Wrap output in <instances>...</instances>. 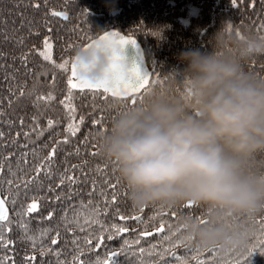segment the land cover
<instances>
[{"label":"trees","instance_id":"trees-1","mask_svg":"<svg viewBox=\"0 0 264 264\" xmlns=\"http://www.w3.org/2000/svg\"><path fill=\"white\" fill-rule=\"evenodd\" d=\"M36 3L40 4L39 8L33 6ZM53 10H64L68 18L65 20L51 15ZM85 12L88 13L87 16ZM262 24L264 0H255L254 7L253 0H238V3H233L232 0H47L46 3L45 0H0V132L3 133V138H0V164L4 167V172L0 175V192L8 196L10 219L5 227H10L11 231L5 232V239L12 242L7 248L0 247V256L11 257L9 264H58L55 255H41L42 250L50 248L53 252L60 251L59 260L68 264L77 257L95 264L97 257L106 259L108 251L118 250L125 239L134 241L139 238V232L159 226V218L150 222L147 227L140 221L119 219L121 215H141L147 222L159 210L157 206H160H144L143 213L141 208L133 207L128 199V190L117 174L115 162L105 159L101 153L100 138L105 132L94 126L92 120L103 114L107 118L104 125L108 131L114 120L113 116L116 118L123 111L119 99H93L87 90L83 94L76 90L71 101L75 105V117L78 121L83 116L85 122L76 136H69L68 143L57 145V141H62L69 135L66 132L70 122L69 114L61 101L67 96L66 80L70 73L56 68L39 55L37 50H43L45 37H50L53 43V60L61 63L63 59L74 57L76 50L88 37L103 30L115 29L130 33L143 49L146 62L153 73L152 79L155 81L158 74L163 80L162 84L154 83L151 86V93L167 90L176 94L181 91L179 73L184 68V64L177 59L179 52L188 49L211 51V38L223 27L228 31V27L232 26L230 33L235 35L237 31L240 34L247 31L264 34ZM21 57H26V60ZM246 67L264 76V55L252 57ZM21 90L24 92L23 96ZM49 94L54 99H40ZM149 95L144 96V101ZM139 103L138 99L137 104ZM49 120L53 122L51 126ZM85 137H88V144L82 143ZM92 145L97 147L93 148ZM54 146L56 152L52 158L50 174L45 163L39 179L25 186V181L36 176L37 166ZM77 147L80 149L79 155L75 154ZM91 151H98L99 155H90ZM72 165L83 167L73 169ZM97 165H107V175L111 182L115 183L119 179L118 191L124 193L127 190V195L121 194L115 204H106L104 197L100 195L104 191L108 200H111V191L104 183L105 176L95 170ZM62 175L78 177L79 182L73 184L65 179V183L60 185ZM9 179L13 181L12 185L6 183ZM93 180L96 181V190L89 196ZM34 199L39 205L38 210L25 214V209ZM13 200L15 204L12 203ZM89 200L92 201L91 204L88 203ZM97 206L101 212L99 219L106 229L104 231L98 224H85L86 220L95 216ZM105 209L106 215L103 214ZM203 210L206 213L204 207ZM49 213L52 214L51 219H48ZM65 213L67 220L72 222L69 226L74 231L65 229L61 220ZM184 214L190 215L184 211L178 216ZM177 217H164L173 230L179 229L176 227ZM262 217L264 213L249 221L251 235L248 242L255 243L261 237V229L264 228V224H261ZM77 220L84 226V231L76 227ZM21 224L27 226L29 235L38 236L46 229L51 231L42 239L38 236L34 248L32 242L25 237ZM112 224L128 228L129 231L116 236L111 229ZM57 233L58 243L53 245L51 240L57 238ZM169 234L166 226L163 234L154 233L145 237L139 245L133 242L129 244L133 250L140 247L147 250L155 244L159 251L169 246L170 242L163 239ZM101 235L104 237L102 242L97 239ZM108 235H113L114 240L109 241ZM85 238L92 241L90 246L85 244ZM74 240H79V244H74ZM97 244L101 245L98 249ZM191 244L199 248L201 259L209 258L208 249L192 242ZM90 247L95 251L90 253ZM244 250L245 247L231 251L215 249V256L221 264H225ZM81 252L85 255L80 256ZM176 253L186 259L187 264H196L191 258L195 253L186 247L181 246L176 249ZM33 255L34 262L25 260V257ZM118 260L119 264H130L129 260H135V257L121 255ZM250 264H264V255L259 251L254 252L250 257Z\"/></svg>","mask_w":264,"mask_h":264},{"label":"clouds","instance_id":"clouds-1","mask_svg":"<svg viewBox=\"0 0 264 264\" xmlns=\"http://www.w3.org/2000/svg\"><path fill=\"white\" fill-rule=\"evenodd\" d=\"M211 43V51L179 52L181 91H153L119 112L100 150L115 162L133 207L192 201L206 209V223L188 214L176 220L192 243L242 250L249 221L264 213V76L246 67L264 55V34L223 27ZM75 57L81 74L98 80L111 53L80 48Z\"/></svg>","mask_w":264,"mask_h":264},{"label":"snow or ice","instance_id":"snow-or-ice-1","mask_svg":"<svg viewBox=\"0 0 264 264\" xmlns=\"http://www.w3.org/2000/svg\"><path fill=\"white\" fill-rule=\"evenodd\" d=\"M47 0H45V3ZM233 3H238V0H232ZM36 8L40 7L39 3H36L33 5ZM255 6V0H253V7ZM51 15L57 16V17H63L65 20L68 18L67 14L61 11H55L53 10L51 12ZM88 13L85 12V16H87ZM264 27V24L261 25ZM229 32L232 31V26H229L227 29ZM51 31V29H49ZM237 35L239 36L240 33L237 31ZM87 43L83 44L80 48L88 49V48H106L111 53L110 58V64L108 69L106 70L103 78L98 80H91L86 78L81 74V66L78 64V58L77 57H70L63 59L61 63H56L55 60H53L52 57V48L53 43L51 42L50 37H45L43 40V50H37L39 52V55L43 58L44 61L51 62L56 68L62 70L65 73H70L67 75L66 80V86H67V96L65 97V100L61 101V103H64L68 114H69V123L66 128V132L69 135H66L62 141H57V145L59 143H68L69 142V136H76V134L80 131L81 125L84 124L85 118L83 116L79 117V120L77 121L75 117V105L71 102L74 98V93L76 90H79L80 93H84L85 90L92 95L93 99H96L97 97H103L104 99H108L109 97L119 99L121 103V108L123 110L128 109L129 107L135 106L137 104V100L141 103L144 101V96L151 94V86L154 83H163V80L159 77L158 74H156L155 81L152 79L153 73H150L148 69H146L143 66L142 56L137 53L138 58L133 60H128L124 54V48L125 46L131 44L132 46L136 47V40L131 36H124L121 35L119 32H104L102 35L97 36L96 38L88 37ZM70 48L73 46H69ZM21 59L26 60V57H21ZM179 90V88L177 89ZM24 95L23 90H21V96ZM40 99H47L52 100L54 99V96L49 94L48 97H40ZM107 118L101 114L98 119H93L92 124L94 126H97L98 128H101L103 132H107V127L104 125V121ZM113 119L115 117L113 116ZM23 123V121H21ZM49 126L52 125V121L49 120ZM19 135V134H17ZM25 135H28V133H25ZM0 138H3V133L0 132ZM84 144H88L89 140L88 137H85V140L82 142ZM93 148H96V145H92ZM56 152V147L54 146L52 151L49 153L47 157L44 158L43 161L37 166L36 168V176L32 177L31 179L25 181V186H27L29 183H31L33 180L39 179L40 171L44 168L45 163H47L48 167V174H50V168H51V162L52 158ZM80 149L79 147L76 148L75 154L79 155ZM90 155L96 156L99 155L98 151H91L89 152ZM26 155V154H25ZM27 161L25 160V163ZM85 164L87 161L84 162ZM114 163V162H113ZM83 165H72L73 169H82ZM96 172L100 173L105 176L104 183L107 185V189L111 191V200L109 201L107 198V193L104 191H101L100 195L104 197V202L106 204H115L118 201V197L121 194L127 195V190H125L124 193H121L118 191V186L120 185L119 179H116V182H111V178L107 175V165H104L103 167L100 165L96 166ZM11 171V169H9ZM67 171V170H66ZM4 172V167L2 164H0V175H2ZM86 176L87 174L84 173ZM65 179L70 181L71 183L75 184L79 182V178L68 175L67 177H64L62 175V178L60 179V185L65 183ZM6 183L8 185H12L13 181L11 179L7 180ZM59 187V185H57ZM96 190V181L93 180L92 182V191L88 193L89 196H92L93 193ZM59 199V197H57ZM7 201L8 196L4 194H0V247L7 248L9 244H11V241H8L5 239V232H10V227H5L7 222L9 221V215L7 211ZM13 204H15V200L12 201ZM83 203V202H81ZM89 204L92 203L91 200L88 202ZM38 203L34 199L32 203H30L27 208L25 209V214H30L33 212H36L38 210ZM158 211H156L152 216L148 218V221L145 222L143 217L141 215H132L125 217L121 215L119 217L120 220H133V221H140L141 223L145 224V227L148 226L150 222L156 221L157 218H159V227H156L154 229V232L149 231H141L139 232V238L135 239L133 243L135 245H139L141 239L145 237H150L154 233L156 234H163L166 231V226L170 232L169 235H165L163 237L164 240L169 241V246L164 247L161 250L157 251V246L155 244L151 245L149 249H145L143 247L138 248V250H133L132 245L129 244L128 240L125 239L123 241V244L120 246V248L116 251H110L106 254V259H100L97 257L95 264H119L118 258L123 255L125 257H135V260L131 262V264H169V261L165 259V257H173L175 260L180 261V264H187V260L178 256L175 249L184 246L189 251L195 253L191 258L196 261V264H221L220 261L217 260L215 256V248L208 249L209 258L208 259H201L202 253L200 252L198 247H194L191 244V238L185 236L181 229L173 230L172 226L170 224H167V221H165L164 217H177L179 213L187 211L190 213V215L196 219L200 223H206V215L205 211L203 210V207L201 205L195 204L192 201H188L184 204L179 205L178 207L174 209H170L169 211H165L162 206H157ZM119 210L117 209V212ZM141 213H143L144 209H140ZM103 214H107V209L104 210ZM19 215V213H17ZM101 215V212L97 206L95 216L91 220H86L85 224H98L100 225L102 231L106 230L104 228L103 222L99 219V216ZM52 214L49 213L48 219H51ZM62 222L64 223L65 229L67 231H74L73 228H71L69 225L72 222H69L67 220V213H65V216L61 218ZM76 227L80 229V231H84V226L79 223V221H75ZM261 224H264V217L261 218ZM20 227L25 233V237L32 242V246L35 248L36 241L39 236V238L42 239L44 235H46L51 229H46L40 232L37 235H29V229L26 225L21 224ZM111 229L114 231L116 236H120L123 233H126L129 231L128 228L120 227L117 224H112ZM262 235L255 243H252L249 241L247 245L245 246V250L243 252L237 253L235 257H233L232 260L225 262V264H250V257L253 255L254 252L259 251L262 255H264V228L261 229ZM58 235L57 238H53L51 240V244L55 245L58 243ZM113 235H108L107 239L109 241L114 240ZM101 242L103 241L104 237L101 235L98 237ZM175 240V243H171L172 240ZM85 244L91 245L92 241L88 238H85ZM74 244H79V240H74ZM101 245L97 244L96 248L98 249ZM95 251L94 249L89 248V252ZM53 254L57 257L58 264H68L66 261H60L59 257L61 255L60 251L53 252L52 249H48L47 251L42 250L41 255H47V254ZM85 255V253L81 252L80 256ZM148 257L146 259L145 257ZM158 256V260H153L151 257ZM11 257H5L0 256V264H9V261H11ZM26 261H35V256L31 257H25ZM14 264V262H13ZM71 264H89V262H85L84 260L80 259L79 257L75 258Z\"/></svg>","mask_w":264,"mask_h":264},{"label":"water","instance_id":"water-1","mask_svg":"<svg viewBox=\"0 0 264 264\" xmlns=\"http://www.w3.org/2000/svg\"><path fill=\"white\" fill-rule=\"evenodd\" d=\"M59 11L66 13L64 10H59ZM61 17H62V16H61ZM112 31L119 32L121 35H124V36H131V37H133V38L136 40V45H137V46L134 47V46H132L131 44L125 46V48H124V54H125V56H126V58H127L128 60H133V59H137V58H138L137 53H139V54L142 56L143 66H144L146 69H148L149 72L151 73V70H150V68H149V66H148V64H147V62H146V59H145V56H144L143 50H142V48H141L139 42L137 41V39H136L133 35L128 34V33H124V32H122V31H117V30H114V29H107V30L102 31L101 33H99L98 35H96V36H94V37H92V38L94 39V38H96L97 36L102 35L104 32H112ZM87 42H88V41H87ZM87 42H85V43H87ZM85 43H84V44H85ZM79 49H80V48H79ZM74 57H75V56H74ZM0 194H1V193H0ZM7 211H8V207H7ZM114 251H115V250H114Z\"/></svg>","mask_w":264,"mask_h":264},{"label":"rangeland","instance_id":"rangeland-1","mask_svg":"<svg viewBox=\"0 0 264 264\" xmlns=\"http://www.w3.org/2000/svg\"><path fill=\"white\" fill-rule=\"evenodd\" d=\"M159 227V226H158ZM154 229L155 228H153V229H151V230H143V231H149V232H154ZM128 242L129 243H131V242H133L131 239H128ZM173 243H175V240L173 239ZM183 247V246H182ZM179 248H181V246L180 247H178V248H176V249H179ZM176 249H175V251H176ZM111 250H109L108 252H110ZM114 251V250H113ZM115 251H116V249H115ZM203 251V250H202ZM209 256V255H208ZM146 259H148L147 257H145ZM151 259H153V260H158L159 259V257L157 256L156 258L153 256V257H151ZM165 259L166 260H168L169 261V264H180V261H177V260H175V259H171L170 258V256L169 257H165ZM233 258H231V260H232ZM133 260H129V262H130V264H131V262H132Z\"/></svg>","mask_w":264,"mask_h":264},{"label":"bare ground","instance_id":"bare-ground-1","mask_svg":"<svg viewBox=\"0 0 264 264\" xmlns=\"http://www.w3.org/2000/svg\"><path fill=\"white\" fill-rule=\"evenodd\" d=\"M9 210V209H8Z\"/></svg>","mask_w":264,"mask_h":264}]
</instances>
